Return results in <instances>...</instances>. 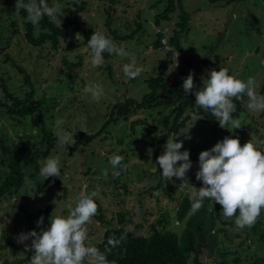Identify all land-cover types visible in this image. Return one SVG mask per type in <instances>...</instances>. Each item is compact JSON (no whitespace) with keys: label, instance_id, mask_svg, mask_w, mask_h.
Segmentation results:
<instances>
[{"label":"rangeland","instance_id":"374dc122","mask_svg":"<svg viewBox=\"0 0 264 264\" xmlns=\"http://www.w3.org/2000/svg\"><path fill=\"white\" fill-rule=\"evenodd\" d=\"M84 1L87 5L82 16L86 27L93 30L95 44L86 43L85 35L73 30L57 49L50 42L43 47L29 43L26 19L19 12L14 17L19 31L15 33L11 16L1 11L0 3V77L4 79L0 84L19 92L30 91L17 65L25 68L36 88L35 99L43 101L46 127L60 138L57 148L41 160L45 174L26 166L24 186L0 199V244L8 235L26 248L34 238L45 242L27 264H102L93 248L110 225L119 223V213L126 215L133 230L142 233H149L151 225L165 213L169 228L180 233L185 222L177 219L178 198L209 192L181 168L175 176L166 175L162 187L156 188L157 163L150 144L165 136L161 129L170 108L139 110L128 119L109 124L97 139L75 147L83 133L90 135L102 128L113 104L127 97L140 99L148 91L150 77L163 72L186 82L205 108L215 101L230 106L237 92L248 96L240 117L221 111L213 123L197 117L183 129L180 160L191 164L201 176L211 172L213 163L252 153L259 145L253 138L255 128L264 126V92L260 93L264 85V0L230 4L183 0L190 30L181 38V50L170 45L181 11L161 25L155 20L167 0ZM65 2L55 0L50 8L51 18L58 23L59 14L69 15L63 11L70 7ZM109 16L111 28L106 25ZM160 30L165 32L164 46L156 49L154 41ZM40 31L37 24L36 34ZM132 33L133 38H126ZM103 37L108 43H97ZM72 43L76 44L74 49L69 48ZM7 54L16 66L6 60ZM4 94L0 87V98ZM138 119L145 123L133 130L132 122ZM42 138L38 114L21 121L0 109V169L5 172L8 168L3 146L13 149L20 145L21 153L22 149L30 152L33 143ZM171 149L172 143L164 149L170 159L174 157ZM213 179L208 176V180ZM249 199L245 196L246 203ZM96 201L101 204L104 221L91 210ZM50 204L55 208L47 217L30 220L31 214ZM252 209L250 206L236 217L222 206L224 220L239 224L218 222L223 228L220 246L230 252L225 257L229 264H237L234 258L238 255L264 256V219L260 233H255L248 215ZM238 230L243 231L241 236ZM63 235L71 242L59 248ZM206 250L202 259L207 264H221L219 252ZM19 255L22 253L10 248L0 256Z\"/></svg>","mask_w":264,"mask_h":264},{"label":"trees","instance_id":"16d2710c","mask_svg":"<svg viewBox=\"0 0 264 264\" xmlns=\"http://www.w3.org/2000/svg\"><path fill=\"white\" fill-rule=\"evenodd\" d=\"M55 0H0L1 11L11 16V26L15 27V33H18L15 15L19 12L26 20V38L29 43L37 47H43L45 43L50 42L51 46L57 49L61 39H67L71 31L85 35L86 43L94 45L92 40L93 30L86 27V22L82 16L87 2L84 0H58L66 1L70 7L64 8V13L69 12L68 16L59 14L60 23L51 18L50 8ZM211 3L223 2L230 4L240 0H209ZM22 3L20 6L19 3ZM181 11L180 20L173 30V36L170 37V45L177 50L182 49L181 38L190 30V15L184 8L183 0H167L166 6L162 12L157 13L155 20L157 25L163 21H170L173 13ZM40 25V33L36 34V25ZM106 25L111 28V17L106 20ZM139 27H141L139 25ZM165 32H157V39L154 41V47L159 49L164 46L162 39ZM134 34L126 36L133 38ZM108 43V38L103 37L97 43ZM76 44L72 43L69 48L74 49ZM6 60L12 61L16 66L15 59L7 54ZM193 63V61L191 62ZM71 63L70 65H72ZM18 69L24 73L25 82L31 87L30 91H15L6 83L0 84L4 91V96L0 98V109H6L7 113L23 120L34 114H38L42 123V140L36 141L30 148V152H23L20 145L15 148L3 146L4 154H8L7 171L0 169V199L8 195L17 193L24 186L26 179L25 167H33L36 171L44 175L41 166V160L48 158L51 152L57 148L56 141L60 140L53 136V132L46 127L44 118L43 101L36 100V88L31 75L22 66L17 65ZM4 82V79L0 77ZM148 91L140 98L127 97L123 101H118L112 105L110 114L104 122L102 128L93 134H82L75 147L89 143L97 139L112 122L120 119H128L132 113L139 110H152L157 107L170 108L171 113L165 115L163 129L161 132L165 136L158 138L150 144L154 159L157 163L156 178L159 188L166 175L175 176L179 169L193 176L197 185L208 189L209 192L200 194H185L178 198L177 219L184 221L185 226L182 231L169 228L170 219L168 214L163 213L157 222L151 225L149 233L136 232L130 227V222L126 220L124 213H119V223L115 226H109L99 241L93 248L94 255L102 264H207L202 256L206 249L219 252L223 257L221 264H229L225 259L230 252L220 246L219 234L223 228L218 227V222L238 226L235 221L224 220L222 206L228 213H233L239 217L252 206L251 215L253 230L260 233V222L264 219V126L255 128V137L259 140L257 149L252 153L240 156L236 159L225 161L223 163H213L211 172L207 176H201L197 171L192 170L191 164L180 160L178 154L180 149V137L183 129L194 118L202 117L207 122L213 123L218 119L221 111H225L232 118L240 117L243 112V103L248 98L242 92H237L230 106L223 101L211 102L210 108H205L199 98L191 91L189 85L178 79H171L166 73H159L147 80ZM264 92V85L260 93ZM145 123L143 119L132 122L133 130L140 124ZM151 133V131H149ZM172 143L171 156L169 158L164 149ZM171 161V162H170ZM208 176L214 177L208 180ZM186 181V179H180ZM162 187V186H161ZM164 191L169 190L164 188ZM257 194V196L255 195ZM249 195L251 199H249ZM245 196L249 201L245 202ZM55 208V204L39 210L36 214L30 215V220H40L47 217ZM92 212L96 213V218L104 221L105 215L101 204L96 201L92 207ZM243 222L242 224H245ZM226 232V229H224ZM242 230H238L237 235L241 236ZM248 236V235H247ZM261 238L264 240L263 233ZM32 245L26 248L13 241L11 236H6L3 243L0 244V255L6 249L15 248L22 255L15 258L1 257L0 264H27L32 261L34 255L40 247L45 246V242H40L37 238L31 240ZM71 238L63 235L59 248L69 245ZM244 244V243H242ZM240 244L239 246H242ZM226 252H224V251ZM212 252V253H213ZM70 259V256L65 258ZM237 264H264V256L257 255L243 257L238 255L234 258Z\"/></svg>","mask_w":264,"mask_h":264},{"label":"built area","instance_id":"2783aa9c","mask_svg":"<svg viewBox=\"0 0 264 264\" xmlns=\"http://www.w3.org/2000/svg\"><path fill=\"white\" fill-rule=\"evenodd\" d=\"M51 170H53V168H50Z\"/></svg>","mask_w":264,"mask_h":264}]
</instances>
